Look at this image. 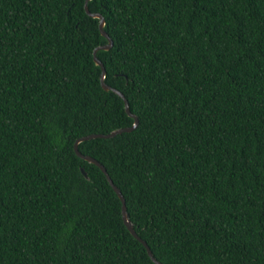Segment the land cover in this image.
Wrapping results in <instances>:
<instances>
[{"label":"trees","instance_id":"obj_1","mask_svg":"<svg viewBox=\"0 0 264 264\" xmlns=\"http://www.w3.org/2000/svg\"><path fill=\"white\" fill-rule=\"evenodd\" d=\"M84 1L0 0V264H156L74 151L133 123ZM87 6L138 124L79 151L162 264H264V0Z\"/></svg>","mask_w":264,"mask_h":264},{"label":"water","instance_id":"obj_2","mask_svg":"<svg viewBox=\"0 0 264 264\" xmlns=\"http://www.w3.org/2000/svg\"><path fill=\"white\" fill-rule=\"evenodd\" d=\"M89 0H85L84 1V9L86 11L87 14H89L90 16L94 17V18H98L99 19V22H98V27H99V30L101 32V34L107 39V43L105 44H102V45H99V46H96L93 50V59H94V62L96 65L100 66L101 68V73H100V76H99V79H100V84L101 86L105 89V90H111L113 92H115L118 96H120L123 101H124V107H125V111L127 112V114L129 116H131L133 118V123L130 125V126H125V127H120V128H117L115 130H112L111 132L107 133V134H104V133H90V134H87V135H84V136H81V137H78L75 141H74V144H73V147H74V151L75 153L77 154V156L89 161V162H92L94 164H96L101 170L102 172L105 174L106 178H107V181L109 182V184L111 185V187L114 189V191L116 192V194L118 195V197L120 198L121 200V215H122V219H123V222L125 224V226L127 227V229L130 231V233L135 237L137 238L146 248L147 250V253L148 255L150 256V258L156 263V264H162L161 262H159L153 255V253L151 252L148 244L146 243L145 240H143L137 233L136 231L134 230L133 228V225L131 223V221L129 220V217H128V213L126 211V205H125V199L121 193V190L119 189V187H117V185L114 184L113 180L111 179V177L109 176V174L107 173V170L106 168L98 161L96 160L95 158H93L92 156H89V155H84L82 154L79 149H78V144L79 142L83 141V140H86V139H90V138H95V137H112L118 133H122V132H126V131H131L133 130L137 124H138V117L133 114L130 109H129V104H128V101L125 97V95L120 91L118 90L117 88H114L112 86H110L109 84H107L105 81H104V77H105V68L103 66V63L101 62V60L97 57L96 55V52L97 50L99 49H104V50H107L109 49L111 46H112V39L111 37L108 35V33L104 30V25H105V20H104V17L98 13V12H90L89 9H88V6H87V3H88ZM81 171L82 173L87 176V173L86 171L84 170V168L82 167L81 168Z\"/></svg>","mask_w":264,"mask_h":264}]
</instances>
